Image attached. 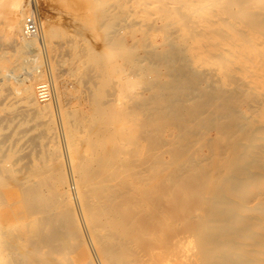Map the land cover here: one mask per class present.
Here are the masks:
<instances>
[{"label":"rangeland","instance_id":"rangeland-1","mask_svg":"<svg viewBox=\"0 0 264 264\" xmlns=\"http://www.w3.org/2000/svg\"><path fill=\"white\" fill-rule=\"evenodd\" d=\"M19 1L20 3H23V5L26 3L28 9L27 14L36 11L40 18V22H45L47 24V47L41 49L43 40L39 38L38 43H40L41 46L39 49L30 53L31 55H28L30 57L26 59L27 61L25 63H33L39 71H43L41 75L38 76L37 81L46 79L45 81L51 80L50 82H52L53 79H56L58 81V89L60 87V90L58 92L59 97H57L59 102L57 100V102L50 103L45 113L36 116L30 110L26 113L23 111L25 110L24 106L30 105L28 103L30 100L35 98L32 104L38 105L39 103L37 101V92L35 94L34 85L30 86V90H26V87L23 85H18L9 80L7 81L8 88H10L9 91L0 89V122L5 117V119H3L5 121L2 120V123H0V264H16V261L17 264H39L40 262H42L40 264H54L52 261H55V264H144L143 262L146 264L147 261V264H156L157 260V264H239L234 262V257L237 253L241 254L240 257L242 259H240L239 262L242 264L243 261L251 258L250 256L252 254L246 252V250L249 249L248 246L236 247L235 243L237 238H241L245 233L256 229V223H254L248 227V229L246 228V230H244L248 220H235L237 213L242 210H247L249 216L252 217L251 220L258 213L257 209L248 207L250 206V201H248V199L251 200L253 195L257 193L258 183L253 180L254 176L253 173H251L252 169L246 164L243 150L237 144L229 143L227 138L219 136L217 127H214L218 126V124H216L215 121H213V123L208 120V118H205L204 120L203 116L200 115V110L196 104L193 101H186V95L184 96L183 92L180 93V91L184 90L177 91L173 89L170 84L168 85V83L164 82L157 85V83H154L156 80L154 73L147 74V71L144 75H138L139 73L137 72L138 69L136 67L126 69L125 67L127 66L122 67L119 63H116V61L114 62L113 60H107L108 64L107 62L102 63L104 62L102 59L99 61L91 60V54L102 55L108 53V39L107 36L104 35L106 32L103 28V22H105V19L101 14L102 12L104 14L106 11L109 12V10H113L114 6L116 7V4L113 3L112 0ZM12 3L13 0H0V60L19 55V53H17L19 51L17 50L20 49L21 46L18 38L23 34V30L16 29L14 32L10 30L9 18L12 9L11 6L14 4ZM100 7H103L101 9L105 8L101 13ZM98 8L100 11H98ZM115 12L117 11H114V13ZM98 14H100V16ZM101 22L103 26L101 25ZM120 35L123 37L125 36V38L128 36V39L126 38L127 44H133L131 36L128 34L127 30L121 31ZM139 53L142 54L144 51L139 50ZM36 59L38 62L35 61ZM105 66L106 68H104ZM99 69L102 70L100 71ZM130 70L131 72H129ZM51 71H53V74ZM70 71L72 73H70ZM135 71L136 75H138L136 76L137 79L134 77L135 75L133 76ZM25 73L26 70L20 73V76L18 77L19 84H21L23 78L26 76ZM87 73L90 74H88L90 77L87 76ZM130 73H132V75H129ZM88 77L93 81H88ZM145 77L148 78L144 81ZM6 78L10 79V77L7 76L5 79ZM80 78H82V80ZM128 78H130V82ZM142 78H144V83L142 82ZM132 79H135L136 82L135 80L133 82ZM150 80H152L151 85ZM197 80L198 78H196V80L193 79L190 84H197ZM194 81L196 82L194 83ZM84 82L86 84L89 83L90 85L88 84L85 86L86 84L84 85ZM145 83L148 85L141 86ZM84 86L86 88H84ZM186 86L190 87L189 84H186ZM134 87L137 88V90L135 88V92L133 90ZM113 89H115V92ZM128 91H131L132 93ZM86 92L92 93L89 94ZM66 93L69 95H66ZM114 93L117 94V97L116 94L114 96ZM70 94L72 96H70ZM109 94H112V97ZM4 97L7 99H4ZM115 98H121V101L118 99L116 100ZM109 100L110 102H112L111 100L114 102L110 104V102H108ZM16 101L19 102L16 103ZM116 102H120V104ZM103 103H108L109 105L105 104L103 106ZM22 107L23 109H20ZM117 107L119 108L118 110ZM129 107H132V109H129ZM197 111H199V114ZM116 112H118V114ZM19 113L22 115H19ZM10 115H13L11 116L13 118H11ZM116 115H118V117ZM8 116L11 121L8 119ZM142 116L145 119L143 121L141 118L143 122L140 121V117ZM32 117H34V119ZM100 119L101 121H99ZM147 120L148 123L146 122ZM204 121L208 124L204 123ZM208 121L215 125H213V127L210 126L212 124ZM89 122H91V124L88 125ZM117 124L121 125L118 127L119 130L116 128ZM129 124L132 128H129ZM199 124H202V129H204V127L206 128L205 125L207 124V128L204 129V131L207 130V133L205 132L206 134L201 132L202 129L197 127ZM133 126H135L136 129L138 127L139 130H133ZM69 128L72 129L70 130ZM194 130H196L195 133H193ZM45 133L48 136H46ZM52 133L54 135H52ZM35 135L37 137H34ZM217 137L221 139H217L216 141ZM36 138L37 140L39 139L38 143L35 142L37 141ZM18 139L20 140L18 141ZM86 139L88 140L87 142L85 141ZM226 139L229 144L226 143ZM76 140L79 144H77L78 142ZM215 142L219 143L215 144ZM220 143H222V146H220ZM133 147L137 148L134 149ZM77 148L81 151H77ZM70 149H74V151L72 152ZM108 149L110 151H108ZM76 151L79 153L83 152V154H81L84 155V158L81 157L82 160H78L80 157L78 158L76 156L81 155L77 154ZM68 152L71 155H69ZM74 153L76 154V159L73 157L72 162L70 159L75 155ZM120 155L121 157L126 156V158H121ZM134 160L137 161L132 162ZM132 163H135L136 166ZM26 165L29 166L27 170L26 167L28 166ZM51 167H54V169H51ZM83 168L86 170L85 172L82 171ZM45 169H49L51 173H46L49 171H46ZM37 171H40V173ZM102 171L104 179H102ZM29 173L31 175H29ZM37 174H40V178ZM240 175L242 176L240 177ZM250 177L254 182H252L251 179L249 181ZM97 180V183L100 182V185L97 184L98 186L96 185ZM105 181H107L108 184ZM86 182L90 183V191L88 189V193L82 190V185ZM110 182L115 183L116 185H113ZM92 183L94 187L92 186ZM232 185H235L234 189ZM238 185L241 186L239 187L241 188V191L238 189ZM108 186L110 187L108 188ZM124 188L126 190H124ZM20 190H23V192ZM242 190L244 191L242 192ZM129 191H133L134 193ZM240 192L241 194H238ZM106 193L108 197H106ZM135 193H139V197ZM235 193H237V195ZM242 193L243 196L246 195L245 198L240 196ZM141 194L146 200L140 198L142 197ZM28 195H30V197ZM91 195L92 197H90ZM94 195L96 197L97 195L100 196L97 197L99 199ZM159 195L161 198H159ZM118 196L121 197L119 198ZM238 196L242 197V200ZM247 196L251 198H247ZM104 198H106V201L108 200L107 203L104 201ZM76 199H78V201ZM128 199L132 200L129 202ZM98 200H100V202ZM244 200H246V202ZM147 201H150L149 204ZM158 202L160 203L158 204ZM244 202L247 204L246 206H243L245 205L242 204ZM27 204L28 207L26 206ZM92 205H94V207ZM99 207H101L100 210H98ZM215 207L217 209H215ZM244 207L246 209H244ZM226 208H228V210H234L233 208H237L234 210L236 213L231 211L234 212L235 215L229 213L230 211H225L224 209ZM173 209L174 211L172 212ZM158 212H160L161 215H159ZM129 213H132V215L130 214L131 216H129L130 219L125 218ZM153 213H155V215L152 216ZM184 214L188 216L185 217ZM180 215L183 217L181 216V218H179ZM233 215L234 218H231ZM154 216L156 217V220L153 219ZM144 217L147 218L145 219ZM148 218H150V220ZM44 220L48 221V223L44 222ZM234 220L236 223H234ZM140 221L142 223H140ZM144 222L146 223V226ZM148 223L152 226H149ZM162 224H164V226ZM141 225L148 227L149 230H146L145 232L144 229L147 228L142 227ZM153 226L154 229H152ZM155 227H158V229L163 228V231L159 230L158 232V229ZM166 228L169 230L170 235L168 234V236L165 234L167 233L165 230ZM138 229L140 231H138ZM150 230H152V232ZM175 231L177 233H175ZM217 231L221 233V236H219L220 234H217ZM241 233L242 235H240ZM140 234H143L142 239H140ZM153 234L154 236L157 235L160 237V239L157 238V236L153 237ZM233 234L235 235L233 236ZM2 235L5 237L2 238ZM13 237H16V239ZM42 238L45 240H42ZM146 238L147 240H145ZM8 239L11 240L9 241ZM162 239L166 240L164 242L167 246ZM4 240L6 242L8 241L7 245L9 246V251H4L5 247L7 249ZM168 240L170 241V244ZM146 241L149 243H146ZM220 241H227L230 243V246L227 247L228 249H224L226 257H222V254L218 249V245L221 243ZM43 242H46L47 244H44ZM10 243H14V247ZM145 243L146 245H144ZM157 246H161L160 249ZM15 247H18L17 252L14 250ZM142 247L143 252H141ZM156 247L159 252H156ZM233 247L234 249H232ZM19 248L25 252L23 256L19 255ZM28 248H31L32 250H28ZM145 248L147 249L146 252L144 250ZM134 249L137 254L133 253L135 252ZM235 251L236 253L234 254ZM23 252L21 254H23ZM148 252L151 254L150 257L148 256L150 255ZM32 255L34 257L31 259L30 256ZM22 257L24 258L22 259ZM153 257H155V259ZM35 258L39 261L37 259L35 260Z\"/></svg>","mask_w":264,"mask_h":264},{"label":"bare ground","instance_id":"bare-ground-1","mask_svg":"<svg viewBox=\"0 0 264 264\" xmlns=\"http://www.w3.org/2000/svg\"><path fill=\"white\" fill-rule=\"evenodd\" d=\"M113 3L116 4V7L114 6V9L109 12L106 11V13L103 14L101 9L103 7H100V10L98 8V11L101 15H103L105 22L104 26L101 22V25L103 26L108 39V53L98 55V54H91L90 58L94 61L103 60L105 63L107 60H113L116 63H119L122 67H125L126 69H129L130 67H136L139 73L138 75H144L145 73H154L156 76V80L154 83H157V85L164 83L170 84V86L175 90H184L180 91L183 92L184 96L186 97V101H193L196 106L200 110V115L203 116L204 120L205 118H208L210 121H215L218 126V134L220 137H225L228 139L229 143L237 144L242 150L245 155L246 164L251 167L253 173V180L258 183V190L257 193H255L250 201L248 207L254 208L258 210L257 215L251 220L252 217L249 216L247 210H242L237 213L235 220H248L245 229H248L252 224L256 223V231H251L248 233H245L243 237L237 238L235 240L236 247H246L248 246V250L246 252H250L252 255L249 256L251 258L243 261L242 264H264V0H112ZM2 2V1H1ZM14 3V4H13ZM13 5L11 6V14H10V30L14 32L16 29L23 30L24 28V20L26 16L28 15V9L26 6V3L23 5V3H20L19 0H13ZM111 3V2H110ZM112 4V3H111ZM113 7V6H112ZM114 11H117L114 13ZM36 12V11H35ZM113 12V13H110ZM27 14V15H26ZM100 16V14H98ZM1 16V15H0ZM98 16V17H99ZM40 19V18H39ZM100 19V18H99ZM102 20V18H101ZM103 21V20H102ZM41 23V22H40ZM47 24L45 22L41 23V31L38 36L35 37H27L24 35V32L18 40L21 43L20 49H18L17 53L19 55L13 56L12 58H4L0 60V89L9 91L10 88H8L7 81L11 80L14 83L18 85H23L26 87V90L30 88V86H35V94L37 92V86L44 82L46 79L38 80L37 78L39 75H41V70L36 67L33 63H25L27 58H29L31 55L30 53L34 52V50L39 49L41 46L40 43H38V39L40 38L43 40L42 48L47 47L48 40H47ZM23 27V28H22ZM49 28V27H48ZM9 30V31H10ZM127 30L128 34L131 36V40L133 41V44L129 45L127 44L126 40L128 39V36L125 38L121 34V31ZM22 33V32H21ZM11 41V40H10ZM75 41V40H74ZM1 44V43H0ZM61 47V46H60ZM73 49V48H72ZM139 50L144 51V53L140 54ZM74 52V51H73ZM86 52V50H85ZM78 53V52H77ZM82 54V53H81ZM35 55V54H34ZM33 55V56H34ZM85 55V54H84ZM49 56V55H48ZM87 56V55H86ZM5 57V56H4ZM85 57V56H84ZM55 58V57H54ZM50 59V57H49ZM83 59V58H82ZM86 59V58H85ZM36 62L37 59L35 60ZM81 61V60H80ZM52 62V61H51ZM50 62V63H51ZM77 62V61H76ZM89 62V61H88ZM92 64V63H91ZM108 64V62H107ZM81 65V64H80ZM100 65V64H99ZM106 65V64H104ZM77 66V64H76ZM85 66V65H84ZM89 66V65H88ZM92 66V65H91ZM98 66V65H97ZM103 66V65H101ZM19 67V68H18ZM93 67V66H92ZM82 68V67H81ZM85 68V67H84ZM94 68V67H93ZM101 68V67H100ZM106 68V66L104 67ZM80 69V68H79ZM78 69V70H79ZM92 69V68H91ZM95 69V68H94ZM103 69V68H102ZM101 69V70H102ZM133 69V68H132ZM24 70H26V76L23 78L21 84H19V76L20 73H22ZM74 70V69H73ZM77 70V71H78ZM86 70V69H85ZM100 70V69H99ZM100 70V71H101ZM107 70V69H106ZM16 71V72H15ZM90 71V70H89ZM127 71V70H126ZM53 74V71H51ZM58 72V71H57ZM82 72V71H81ZM94 72V71H92ZM131 72V70L129 71ZM128 72V73H129ZM70 73H72L70 71ZM77 73V72H76ZM110 73V72H109ZM127 73V74H128ZM133 73V72H132ZM130 73L129 75H132ZM65 74V73H64ZM89 73H87V76ZM146 74V76H147ZM98 75V74H97ZM135 75V76H134ZM135 73H133V76H138ZM10 77V79L5 77ZM74 76V75H73ZM131 76V77H133ZM44 77V76H43ZM54 77V75H53ZM57 77V76H56ZM60 77V76H59ZM90 77V76H89ZM89 77L87 78L88 81L90 80ZM130 77V78H131ZM130 78H128L129 82L131 81ZM145 77L142 78V82L146 80ZM198 78L197 84L192 85L190 82H192L193 79L196 80ZM58 79V77H57ZM82 80V78H80ZM79 79V81H80ZM85 79V75H84ZM137 79V77H136ZM144 79V81H143ZM135 80V79H134ZM132 79V81L134 82ZM51 81V80H50ZM84 81V80H83ZM86 81V82H88ZM91 81V80H90ZM93 81V80H92ZM91 81V82H92ZM125 81V80H124ZM127 81V80H126ZM149 81V80H148ZM147 81V83H148ZM152 80H150V85ZM160 81V82H158ZM162 81V82H161ZM58 81L55 79L52 80V86H53V99L47 103H38V105L32 104L33 100H30L28 103L30 105L24 106L23 111L24 113L28 112L29 110L33 112L36 116L41 115L47 111V107L50 103L57 102V97H59L58 92L60 90V87L58 89ZM136 82V80H135ZM11 83V82H10ZM86 84L85 82L83 83ZM89 84V83H88ZM86 84L85 86H87ZM149 84V83H148ZM147 84V85H148ZM186 84L190 85V87L186 86ZM90 85V84H89ZM138 85V84H137ZM136 85V86H137ZM146 83L141 86H147ZM192 85V86H191ZM33 86V87H34ZM84 86V88H86ZM156 86V85H155ZM158 87V86H156ZM163 87V86H162ZM115 88V87H114ZM134 87V92H135ZM171 88V90H172ZM92 89V88H91ZM90 89V90H91ZM116 89V88H115ZM115 89L114 92H115ZM146 89V88H144ZM143 89V90H144ZM148 89V88H147ZM166 89V88H165ZM164 89V90H165ZM20 90V89H19ZM30 90V89H29ZM83 90V89H82ZM88 90V89H85ZM84 90V91H85ZM130 90V89H128ZM137 90V88H136ZM11 91V90H10ZM23 91V90H22ZM146 91V90H145ZM16 92V89H15ZM117 92V91H116ZM131 92V91H128ZM126 92V93H128ZM141 92V91H140ZM18 93V92H17ZM89 93V92H86ZM90 92L89 94H91ZM125 93V92H124ZM132 93V92H131ZM7 94V93H6ZM13 94V92H12ZM20 94V93H19ZM68 93H66L67 95ZM116 93H114L115 96ZM141 94V93H140ZM139 94V96H140ZM144 94V93H143ZM34 95V94H33ZM69 95V94H68ZM112 97V94H109ZM14 96V95H13ZM70 96H72L70 94ZM93 96V95H92ZM96 96V95H95ZM94 96V97H95ZM109 96V97H110ZM124 96V95H122ZM144 96V95H143ZM61 97V95H60ZM110 97V98H111ZM117 97V94H116ZM129 97V96H128ZM142 97V96H141ZM165 97V96H164ZM180 97V96H179ZM28 98V97H26ZM93 98V97H91ZM122 98V97H121ZM121 98L118 99L121 101ZM126 98V97H125ZM146 98V97H145ZM4 99H7L4 97ZM3 99V100H4ZM113 99V98H112ZM116 99V98H115ZM114 99V100H115ZM116 99V100H117ZM155 99V98H154ZM183 99V98H182ZM153 100V99H151ZM21 101V100H20ZM36 101V100H35ZM86 101V100H85ZM114 102L113 100H111ZM130 101V100H129ZM149 101V100H148ZM19 102V101H18ZM16 101V103H18ZM59 102V100H58ZM110 102V100L108 101ZM110 102V104L112 103ZM144 102V101H143ZM142 102V103H143ZM182 102V101H180ZM179 102V103H180ZM119 103L120 102H116ZM184 103V102H183ZM106 103H103V106ZM108 104V103H107ZM106 104V105H107ZM190 104V103H189ZM193 104V103H192ZM96 105V104H95ZM109 105V104H108ZM20 106V105H19ZM101 106V105H100ZM91 107V106H90ZM122 107V106H121ZM120 107V108H121ZM94 108V107H93ZM124 108V107H123ZM174 108V106H173ZM20 109H23L20 108ZM19 109V110H20ZM104 109V108H103ZM106 109V108H105ZM108 109V108H107ZM110 109V108H109ZM119 108L117 107V110ZM126 109V108H125ZM129 109H132V107ZM60 110V109H59ZM139 110V109H138ZM158 110V109H157ZM21 111V112H23ZM62 111V110H61ZM60 111V112H61ZM124 111V110H123ZM141 111V110H140ZM139 111V112H140ZM128 112V111H127ZM199 111H197L198 113ZM52 113V112H51ZM54 113V112H53ZM85 113V112H84ZM118 114V112H116ZM16 114V113H15ZM199 114V113H198ZM19 115H22L19 113ZM47 115V114H46ZM51 115V114H50ZM81 115V114H80ZM107 115V114H106ZM144 115V114H142ZM4 116V115H3ZM13 115H10V117ZM26 116V115H25ZM43 116V115H42ZM84 116V115H83ZM118 117V115H116ZM10 117L8 116V119L10 120ZM40 117V116H39ZM51 117V116H50ZM150 117V116H149ZM197 117V116H196ZM202 118L201 116H199ZM13 118V117H11ZM34 119V117H32ZM49 118V117H48ZM52 118V117H51ZM49 118V119H51ZM97 118V117H95ZM101 118V117H100ZM144 121L145 119L140 117L141 120ZM188 118V117H186ZM2 119V118H1ZM5 119V117L3 118ZM2 119V120H3ZM7 119V118H6ZM79 119V118H78ZM91 119V118H89ZM117 119V118H116ZM148 119V118H146ZM2 120L0 123H2ZM8 120V122H9ZM81 120V119H80ZM85 120V119H84ZM201 120V119H200ZM5 121V120H3ZM11 121V120H10ZM101 121V119L99 120ZM114 121V120H113ZM116 121V120H115ZM142 121V122H143ZM187 121V119H186ZM211 123L213 127L212 122ZM75 122V121H74ZM80 122V121H79ZM88 122V120H87ZM86 122V123H87ZM92 122V121H91ZM91 122L88 123L91 124ZM148 123V120L146 121ZM144 122V123H146ZM193 122V121H192ZM46 123V122H45ZM44 123V124H45ZM50 123V122H49ZM116 123V122H115ZM141 123V122H140ZM146 123V124H147ZM196 123V122H195ZM200 123V122H199ZM204 123H207L204 121ZM43 124V122H42ZM84 124V123H83ZM120 124V122H119ZM203 124V123H202ZM201 124V125H202ZM208 124V123H207ZM207 124L205 125L207 128ZM97 125V124H96ZM178 125V124H177ZM176 125V126H177ZM197 125V124H195ZM200 124L197 126L198 128L202 129ZM208 125V126H209ZM74 126V125H73ZM78 126V125H77ZM75 126V127H77ZM121 125L117 124L118 128ZM126 126V125H125ZM130 126V124H129ZM209 126V127H210ZM99 127V125H98ZM133 130H139V128L133 126ZM204 127V126H203ZM211 127V128H212ZM110 128V127H109ZM122 128V127H121ZM129 128H132L131 126ZM197 128V129H198ZM204 127V129H206ZM210 128V129H211ZM70 130L72 128H69ZM93 129V128H92ZM196 129V126H195ZM199 129V132H200ZM204 129L201 130V132H204L206 134L207 130L204 131ZM214 129V128H212ZM211 129V131H212ZM64 130V129H63ZM75 130V129H74ZM94 130V129H93ZM119 130V128H118ZM128 130V129H127ZM178 130V129H177ZM183 130V127H182ZM45 131V130H44ZM68 131V130H67ZM88 131V130H87ZM196 130H194L193 133H195ZM217 131V130H216ZM51 132V131H50ZM73 132V131H72ZM71 132V133H72ZM92 132V130H91ZM95 132V131H94ZM111 132V131H109ZM117 132V131H116ZM206 132V133H205ZM43 133V132H42ZM68 133V132H67ZM70 133V134H71ZM83 133V132H82ZM93 133V132H92ZM107 133V132H106ZM216 133V132H215ZM40 134V133H39ZM81 134V133H80ZM84 134V133H83ZM100 134V133H99ZM201 134V133H199ZM11 135V134H10ZM46 135V133H45ZM44 135V136H45ZM52 135H54L52 133ZM74 135V134H73ZM71 135V136H73ZM92 135V134H91ZM116 135V134H115ZM137 135V134H136ZM203 135V134H202ZM48 136V135H46ZM51 136V135H50ZM70 136V135H69ZM86 136V135H85ZM90 136V135H88ZM200 136V135H195ZM218 136V135H217ZM242 136V137H240ZM34 137H37L36 135ZM39 137V136H38ZM76 137V136H75ZM115 137V136H114ZM191 137V136H190ZM205 137V136H204ZM202 137V138H204ZM10 138V137H7ZM23 138V137H22ZM46 138V137H44ZM74 138V137H73ZM88 138V137H87ZM143 138V137H142ZM145 138V137H144ZM161 138V137H160ZM21 139V138H20ZM18 139V141L20 140ZM35 139V138H34ZM33 139V140H34ZM40 139V137H39ZM38 139V140H39ZM93 139V138H92ZM91 139V140H92ZM112 139V138H111ZM130 139V138H128ZM146 139V138H145ZM209 139V138H208ZM207 139V140H208ZM215 139V138H213ZM212 139V140H213ZM221 139L219 137L216 138ZM227 139L225 141H227ZM8 140V139H7ZM24 140V139H23ZM37 140V138H36ZM38 140L35 141L38 143ZM72 140V139H71ZM75 140V139H74ZM77 141V140H76ZM88 141L87 139L85 140ZM140 141V140H139ZM200 141V140H199ZM215 141V140H213ZM223 141V140H222ZM220 141V142H222ZM228 141L226 143H228ZM78 142V141H77ZM109 142V141H108ZM36 143V144H37ZM75 143V142H74ZM110 143V142H109ZM113 143V142H112ZM115 143V142H114ZM166 143V142H165ZM219 142H215L217 144ZM225 143V142H224ZM228 143V144H229ZM79 144V142L77 143ZM127 144V143H125ZM212 144V142H211ZM221 144V145H220ZM218 145L222 146V143ZM39 145V144H38ZM104 145V144H103ZM198 145V144H197ZM226 145V144H225ZM77 146V145H76ZM109 146V145H108ZM80 147V146H79ZM83 147V146H82ZM102 147V146H101ZM132 147V146H131ZM104 148V147H103ZM110 148V147H108ZM115 148V146H114ZM113 148V149H114ZM120 148V147H119ZM130 148V147H129ZM134 148V147H133ZM137 148V147H136ZM134 148V149H136ZM34 149V148H33ZM78 149V148H77ZM102 149V148H101ZM195 150V149H194ZM32 151V150H31ZM39 151V150H38ZM70 151H74V149H70ZM81 151V150H77ZM76 151V152H77ZM83 151V148H82ZM87 151V150H86ZM108 151H110L108 149ZM116 151V149H115ZM77 154H83V152ZM104 152V151H103ZM67 153V152H66ZM69 153V152H68ZM88 153V152H87ZM85 153V154H87ZM105 153V152H104ZM75 154V153H74ZM168 154V153H167ZM69 155H71L69 153ZM68 155V156H69ZM73 155V154H72ZM108 155V154H107ZM106 155V156H107ZM27 156V155H26ZM75 155L70 156V160L72 161L73 157ZM84 155H77L76 157H83ZM140 156V155H139ZM38 157V156H37ZM75 157V159H76ZM121 157V155H120ZM119 157V158H120ZM126 158V156H123ZM121 157V158H123ZM69 158V157H67ZM77 158V159H78ZM78 160H82L81 159ZM84 158V157H83ZM128 158V157H127ZM131 158V157H129ZM3 159V158H2ZM106 159V158H105ZM132 159V158H131ZM31 160V159H30ZM87 160V159H86ZM111 160V159H109ZM115 160V158H114ZM113 160V161H114ZM77 161V160H76ZM85 161V160H83ZM137 160H134L132 162H135ZM1 162V161H0ZM73 162V161H72ZM105 162V161H104ZM103 162V163H104ZM51 163V162H50ZM55 164L54 162H52ZM60 163V162H59ZM67 163V162H66ZM113 163V162H112ZM116 163V162H115ZM140 163V162H139ZM29 164V163H28ZM69 164V161H68ZM135 165V163H132ZM143 164V163H142ZM141 164V165H142ZM152 164V163H151ZM41 165V164H40ZM50 165V164H49ZM56 165V164H55ZM72 165V164H71ZM75 165V164H73ZM119 165V164H118ZM139 165V164H137ZM28 166V165H26ZM130 166V165H129ZM132 166V165H131ZM136 166V165H135ZM145 166V165H144ZM24 167V166H23ZM22 167V168H23ZM61 167V166H60ZM75 167V166H74ZM94 167V166H93ZM120 167V166H119ZM128 167V166H127ZM141 167V166H140ZM182 167V166H180ZM28 167H26L27 170ZM35 168V167H33ZM54 169V167H51V169ZM72 168V167H71ZM126 168V167H124ZM137 168V167H135ZM139 168V167H138ZM184 168V167H183ZM32 169V168H31ZM44 169V168H43ZM140 169V168H139ZM244 169V168H242ZM5 170V169H4ZM22 170V169H21ZM29 170V169H28ZM46 170V169H45ZM44 170V171H45ZM58 170V169H57ZM73 170V169H72ZM111 170V169H110ZM115 170V169H114ZM128 170V169H127ZM131 170V169H130ZM142 170V169H141ZM176 170V169H175ZM46 171H49L46 170ZM82 171H86L84 168ZM81 171V172H82ZM119 171V170H118ZM126 171V170H123ZM137 171V170H136ZM183 171V170H182ZM240 171V170H239ZM246 171V170H245ZM9 172V171H8ZM22 172V171H21ZM40 173V171H37ZM36 172V173H37ZM72 172V171H71ZM80 172V173H81ZM121 172V170H120ZM169 172V171H168ZM238 172V171H237ZM250 172V168H249ZM33 173V172H32ZM46 173H51L46 172ZM97 173V172H96ZM147 173V172H144ZM103 176V171H102ZM128 174V173H127ZM133 174V173H131ZM168 174V173H167ZM249 174V173H248ZM29 175H31L29 173ZM39 175L40 178V174ZM42 175V174H41ZM46 175V174H45ZM72 175V174H71ZM143 175V174H142ZM234 175V174H233ZM251 175V174H250ZM3 176V175H2ZM36 176V175H35ZM96 176V175H95ZM101 176V177H102ZM108 176V175H107ZM141 176V175H140ZM147 176V175H146ZM239 176V175H236ZM242 175H240L241 177ZM27 177V176H26ZM43 177V175H42ZM80 177V176H79ZM106 177V175H105ZM109 177V176H108ZM139 177V176H138ZM4 178V177H3ZM130 178V177H129ZM144 178V177H143ZM162 178V177H161ZM177 178V177H176ZM38 179V178H37ZM72 179V178H71ZM74 179V178H73ZM101 179V178H100ZM104 179V176L103 178ZM124 179V178H123ZM157 179V178H156ZM242 179V178H241ZM239 179V180H241ZM244 179V178H243ZM251 177L249 178L250 181ZM1 180V179H0ZM30 180V179H29ZM81 180V179H79ZM111 180V178H110ZM147 180V179H146ZM245 180V179H244ZM127 181V180H126ZM133 181V180H132ZM141 181V180H140ZM236 181V180H235ZM252 181V179H251ZM22 182V181H21ZM69 182V181H68ZM71 182V181H70ZM73 182V180H72ZM96 185H100L97 183ZM107 184L108 182L105 181ZM164 182V181H163ZM238 182V181H236ZM254 182V181H252ZM36 183V182H35ZM48 183V182H47ZM102 183V182H101ZM112 183V182H110ZM239 183V182H238ZM244 183V182H243ZM241 183V184H243ZM255 183V184H256ZM23 184V183H22ZM37 184V183H36ZM60 184V183H59ZM75 184V183H73ZM104 184V183H103ZM113 185H116L115 183H112ZM240 184V183H239ZM247 184V183H246ZM245 184V185H246ZM18 185V184H17ZM21 185V183H20ZM50 185V184H49ZM72 185V184H71ZM80 185V184H79ZM97 185V186H98ZM111 185V184H110ZM130 185V184H129ZM164 185V184H163ZM51 186V185H50ZM66 186V185H65ZM93 186V183H92ZM103 186V185H102ZM125 186V185H124ZM139 186V185H137ZM143 186V185H142ZM165 186V185H164ZM233 186V185H232ZM235 186V185H234ZM233 186V189H234ZM1 187V186H0ZM23 187V186H22ZM81 187V186H80ZM94 187V186H93ZM110 186H108L109 188ZM112 187V186H111ZM116 187V186H115ZM127 187V186H126ZM135 187V186H134ZM241 186L238 185V189ZM28 188V187H27ZM59 188V187H58ZM83 191H90V183L86 182L82 185ZM113 188V187H112ZM213 188V187H212ZM251 188V187H250ZM257 188V187H256ZM23 189V188H22ZM52 189V188H51ZM72 189V188H71ZM76 189V188H75ZM116 189V188H115ZM232 189V188H231ZM243 189V187H242ZM246 189V188H245ZM30 190V189H29ZM45 190V189H44ZM55 190V189H54ZM107 190V189H106ZM114 190V189H112ZM123 190V188H122ZM124 190H126L124 188ZM141 190V189H140ZM237 190V189H235ZM253 190V189H252ZM21 191V190H20ZM19 191V192H20ZM47 191V190H46ZM115 191V190H114ZM119 191V190H117ZM116 191V192H117ZM128 191V190H127ZM241 191V190H240ZM244 190H242L243 192ZM247 191V190H246ZM254 191V190H253ZM23 192V190L21 191ZM35 192V191H34ZM85 192V193H86ZM93 193V191L91 190ZM105 192V191H104ZM107 192V191H106ZM120 192V191H119ZM122 192V191H121ZM131 192V191H129ZM145 192V191H144ZM161 192V191H160ZM232 192V191H231ZM235 192V191H233ZM256 192V189H255ZM25 193V192H24ZM56 193V192H55ZM70 193V192H69ZM74 193V192H73ZM84 193V194H85ZM88 193V192H87ZM98 193V192H97ZM96 193V194H97ZM101 193V192H100ZM113 193V191H112ZM131 193H134L133 191ZM137 193V192H136ZM135 193V194H136ZM141 193V192H140ZM143 193V192H142ZM162 193V192H161ZM229 193V191H228ZM28 194V193H27ZM35 194V193H34ZM60 194V193H59ZM72 194V193H71ZM76 194V193H75ZM94 194V193H93ZM92 194V195H93ZM124 194V193H123ZM134 194V195H135ZM139 194V193H138ZM138 194H136L138 196ZM234 194V193H233ZM237 195V193H235ZM238 194H241L238 193ZM74 195V194H73ZM89 195V194H88ZM92 195L90 197H92ZM99 195V194H98ZM97 197H100L98 196ZM102 195V194H101ZM107 195V193L105 194ZM119 195V194H118ZM135 195V197H136ZM142 195V194H141ZM27 196V195H26ZM30 197V195H28ZM43 196V195H42ZM53 196V195H50ZM71 196V195H70ZM95 196V195H94ZM122 196V195H121ZM120 196V197H121ZM130 196V195H129ZM243 196V193L242 195ZM238 196L241 200L242 197ZM28 197V198H29ZM75 197V196H74ZM96 197V196H95ZM96 197V198H97ZM108 197V195L106 196ZM111 197V196H109ZM119 197V196H118ZM119 197V198H120ZM126 197V196H125ZM139 197V196H138ZM223 197V196H222ZM226 197V196H224ZM231 197V196H228ZM243 196V198H245ZM27 198V197H26ZM43 198V197H42ZM62 198V197H61ZM76 198V197H75ZM73 198V199H75ZM82 198V197H81ZM103 198V197H102ZM144 200H146L143 195L142 197ZM139 198V199H140ZM157 198V197H156ZM159 198L160 195H159ZM235 198V197H234ZM247 198H251L248 197ZM64 199V198H62ZM72 199V198H71ZM90 199V198H89ZM99 199V198H97ZM96 199V200H97ZM101 199V198H100ZM105 202L106 198H104ZM148 199V198H147ZM44 200V199H43ZM67 200V199H66ZM78 201V199H76ZM110 200V199H109ZM129 200V199H128ZM132 199L129 200V202ZM211 200V199H210ZM216 200V199H215ZM239 200V199H237ZM60 201V200H59ZM80 201V200H79ZM87 201V200H86ZM91 201V200H90ZM100 202V200H98ZM136 201V200H134ZM153 201V200H152ZM158 201V200H157ZM156 201V202H157ZM162 201V200H161ZM246 202V200H244ZM39 202V201H38ZM37 202V204H38ZM57 202V201H56ZM97 202V201H96ZM141 202V201H140ZM148 204L150 201H147ZM212 202V201H211ZM214 202V201H213ZM242 203V204H245ZM51 203V202H50ZM55 203V201H54ZM77 203V202H76ZM89 203V201H88ZM87 203V204H88ZM139 203V202H138ZM160 202H158L159 204ZM238 203V202H237ZM8 204V203H7ZM24 204V203H23ZM41 204V203H40ZM81 204V203H80ZM96 204V203H94ZM99 204V203H98ZM123 204V203H122ZM128 204V203H127ZM136 204V203H135ZM147 204V205H148ZM162 204V203H161ZM241 204V203H240ZM47 205V204H46ZM84 205V204H83ZM100 205V204H99ZM98 205V206H99ZM134 205V204H132ZM151 205V204H150ZM247 204L243 205L246 206ZM28 207V204L26 205ZM40 206V205H39ZM45 206V205H44ZM94 207V205H92ZM102 206V205H101ZM164 206V205H163ZM185 206V205H184ZM215 206V205H214ZM17 207V206H16ZM34 207V206H33ZM55 207V206H54ZM53 207V209H54ZM57 207V206H56ZM86 207V206H85ZM97 207V206H96ZM110 207V206H109ZM127 207V206H126ZM136 207V206H135ZM157 207V206H156ZM166 207V206H164ZM30 208V207H29ZM46 208V207H45ZM63 208V207H62ZM101 207L98 208L100 210ZM108 208V206H107ZM114 208V207H112ZM132 208V207H131ZM147 208V207H146ZM160 208V207H159ZM172 208V207H171ZM169 208V209H171ZM225 208V207H222ZM9 209V208H8ZM35 209V208H33ZM38 209V208H36ZM44 209V208H43ZM51 209V208H50ZM106 209V208H105ZM139 209V208H138ZM155 209V208H154ZM168 209V211H169ZM215 209H217L215 207ZM234 210L237 208H233ZM244 209H246L244 207ZM248 209V208H247ZM15 210V209H13ZM32 210V209H31ZM85 210V209H84ZM161 210V209H160ZM227 210L229 213L234 214V210H228V208L224 209ZM223 210V211H224ZM239 210V209H238ZM40 211V210H39ZM89 211V209H88ZM93 211V210H92ZM96 211V210H95ZM103 211V210H102ZM118 211V210H117ZM135 211V210H134ZM146 211V210H145ZM156 211V210H154ZM158 211V209H157ZM174 209L172 210V212ZM224 211V212H225ZM234 211V212H231ZM46 212V211H45ZM131 212V211H130ZM171 212V213H172ZM222 212V213H224ZM227 212V213H228ZM66 213V212H65ZM92 213V212H91ZM99 213V212H98ZM110 213V212H109ZM127 213V212H126ZM133 213V211H132ZM132 213H129V215L125 218L130 219L129 216L132 215ZM138 213V212H137ZM148 213V212H147ZM157 213V212H156ZM159 215L160 212H158ZM167 213V212H166ZM190 213V212H189ZM221 213V214H222ZM236 213V212H235ZM86 214V213H85ZM90 214V213H89ZM131 214V215H130ZM149 214V213H148ZM151 214V213H150ZM196 214V213H195ZM93 215V214H92ZM103 215V214H101ZM108 215V214H107ZM114 215V214H113ZM134 215V214H133ZM143 215V214H142ZM155 215V213L152 214V216ZM185 215V214H184ZM191 215V214H190ZM235 215V214H234ZM233 217L231 218H234ZM100 216V215H99ZM157 216V215H156ZM174 216V215H173ZM182 215H180L179 218H181ZM188 216V215H187ZM185 215V217H187ZM232 216V215H231ZM58 217V216H57ZM61 217V216H60ZM133 217V216H132ZM141 217V216H139ZM149 217V216H147ZM146 217V218H147ZM151 217V216H150ZM183 217V216H182ZM121 218V216H120ZM143 218V217H142ZM145 218V217H144ZM145 218V219H146ZM153 218V217H152ZM156 217L154 216L153 219ZM160 218V217H158ZM175 218V217H173ZM54 219V218H53ZM88 219V218H87ZM91 219V218H90ZM115 219V217H114ZM137 219V218H136ZM135 219V220H136ZM141 219V218H140ZM150 220V218H148ZM152 219V220H153ZM183 219V218H182ZM28 220V219H27ZM89 220V219H88ZM93 220V219H92ZM117 220V219H116ZM156 220V219H155ZM191 220V219H190ZM234 220V221H235ZM118 221V220H117ZM123 221V220H122ZM143 221V219H142ZM148 221V220H147ZM232 221V220H231ZM239 221V220H238ZM47 222L48 221H45ZM55 222V221H54ZM58 222V221H57ZM97 222V221H96ZM111 222V221H110ZM121 222V221H120ZM158 222V221H157ZM160 222V221H159ZM172 222V221H171ZM175 222V221H174ZM173 222V223H174ZM179 222V221H177ZM246 222V221H245ZM42 223V222H41ZM59 223V222H58ZM62 223V222H61ZM124 223V222H123ZM140 223H142L140 221ZM145 223V222H144ZM151 223V222H150ZM154 223V222H153ZM156 223V222H155ZM168 223V222H167ZM176 223V222H175ZM230 223V222H229ZM236 223V221L234 222ZM233 223V224H234ZM92 224V223H91ZM99 224V223H98ZM117 224V223H116ZM149 224V223H148ZM147 224V226H148ZM152 224V223H151ZM149 224V226L151 225ZM159 224V223H158ZM165 224V222H164ZM164 224H162L164 226ZM194 224V223H193ZM191 224V225H193ZM218 224V223H217ZM241 224V223H240ZM244 224V223H243ZM46 225V224H45ZM57 225V224H56ZM115 225V224H114ZM143 225V224H142ZM141 225V226H142ZM166 225V224H165ZM170 225V224H169ZM174 225V224H173ZM221 225V224H220ZM235 225V224H234ZM238 225V224H236ZM116 226V225H115ZM146 226V223H145ZM142 226V227H145ZM152 226V225H151ZM195 226V225H194ZM222 226V225H221ZM228 226V225H227ZM2 227V226H1ZM45 227V226H43ZM132 227V226H131ZM135 227V226H134ZM229 227V226H228ZM253 227V226H252ZM251 227V228H252ZM42 228V227H41ZM89 228V227H88ZM87 228V229H88ZM114 228V227H113ZM141 228V227H140ZM149 230L148 227H145ZM158 229V227H155ZM161 228V227H160ZM226 228V227H225ZM4 229V228H3ZM116 229V228H115ZM154 229V226L152 227ZM163 229V228H162ZM158 229L157 231L159 232ZM221 229V228H220ZM241 229V228H240ZM254 229V227H253ZM1 230V228H0ZM167 233L169 234V230L167 228L165 229ZM177 230V229H176ZM46 231V230H45ZM57 231V230H56ZM91 231V230H90ZM93 231V230H92ZM97 231V230H96ZM134 231V230H132ZM138 231H140L138 229ZM144 232L143 230H141ZM152 232V230H150ZM149 231V232H150ZM156 231V232H157ZM163 231V230H162ZM161 231V232H162ZM179 231V230H178ZM3 232V231H2ZM50 232V231H49ZM54 232V231H53ZM95 232V230H94ZM105 232V231H104ZM148 232V231H147ZM150 232V233H151ZM154 232V231H153ZM242 232V231H241ZM57 233V232H56ZM97 233V232H96ZM137 233V232H136ZM175 233H177L175 231ZM180 233V231H179ZM235 233V232H234ZM49 234V233H48ZM107 234V233H106ZM135 234V233H133ZM145 234V233H144ZM205 234V233H204ZM217 234L221 233L217 231ZM223 234V232H222ZM225 234V233H224ZM42 235V232H41ZM53 235V234H52ZM58 235V234H57ZM61 235V234H60ZM91 235V234H90ZM97 235V234H96ZM99 235V234H98ZM109 235V233H108ZM142 235L140 234V239H142ZM170 235V234H169ZM172 235V234H171ZM227 235V234H226ZM235 234H233L234 236ZM237 235V232H236ZM242 235V233L240 234ZM11 236V234H10ZM55 236V235H53ZM101 236V235H100ZM138 236V235H137ZM149 236V235H148ZM147 236V237H148ZM157 236V235H156ZM153 234V237H156ZM179 236V235H178ZM205 236V235H204ZM2 238L3 235L1 236ZM9 237V236H8ZM43 237V236H42ZM47 237V236H46ZM59 237V236H58ZM99 237V236H98ZM152 237V238H153ZM202 237V236H201ZM239 237V236H238ZM16 239V237H13ZM12 238V239H13ZM116 238V237H115ZM139 238V237H138ZM145 238V236H144ZM150 238V237H148ZM157 238L160 239V237L157 236ZM229 238V237H228ZM234 238V237H233ZM1 239V238H0ZM13 239V240H15ZM44 238H42L43 240ZM49 239V238H48ZM92 239V238H91ZM90 239V240H91ZM96 239V238H95ZM108 239V238H107ZM106 239V240H107ZM120 239V238H119ZM124 239V238H123ZM169 239V237H168ZM188 239V238H187ZM225 239V238H224ZM7 240V239H6ZM9 240V239H8ZM11 240V239H10ZM9 240V241H10ZM12 240V241H13ZM41 240V239H39ZM45 240V239H44ZM50 240V239H49ZM93 240V239H92ZM105 240V239H104ZM122 240V239H121ZM129 240V239H128ZM147 240V238L145 239ZM155 240V239H153ZM151 240V241H153ZM163 240V239H162ZM170 240V239H169ZM168 240V241H169ZM218 240V239H217ZM227 240V239H226ZM17 241V240H16ZM113 241V240H112ZM135 241V240H134ZM159 241V240H158ZM166 240H163V242ZM6 241L4 240V243ZM15 242V241H13ZM49 242V241H48ZM91 242V241H90ZM99 242V241H98ZM111 242V241H110ZM161 242V241H159ZM162 242V244H163ZM177 242V241H176ZM217 242V241H216ZM220 245H218V249L222 254V257H226V254L224 252V249H228L227 247L230 246V243L227 241H220ZM8 241L5 243V246L7 245ZM19 243V242H18ZM17 243V245H18ZM44 243V242H43ZM100 243V242H99ZM113 243V242H112ZM120 243V241H119ZM135 243V242H134ZM146 243H149L146 241ZM146 243L144 245H146ZM165 243V242H164ZM175 243V242H174ZM188 243V242H187ZM233 243V242H232ZM11 244V243H10ZM24 244V243H23ZM35 244V243H33ZM44 244H47L46 242ZM123 244V243H122ZM170 244V241H169ZM173 244V243H172ZM186 244V243H185ZM218 244V243H217ZM14 247V243L11 244ZM16 245V244H15ZM16 245V246H17ZM20 245V244H19ZM36 245V244H35ZM117 245V244H116ZM127 245V244H126ZM142 245V246H144ZM166 245V243H165ZM174 245V244H173ZM172 245V246H173ZM180 245V244H179ZM4 246V247H5ZM34 246V245H33ZM32 246V247H33ZM48 246V245H47ZM52 246V245H51ZM98 246V245H97ZM163 246V245H162ZM167 246V245H166ZM165 246V247H166ZM202 246V244H201ZM200 246V247H201ZM7 245V249H8ZM39 247V246H38ZM101 247V245H100ZM112 247V246H111ZM115 247V246H114ZM138 247V246H137ZM153 247V246H152ZM158 247V246H157ZM155 250L156 252H159L158 247ZM164 247V246H163ZM183 247V246H182ZM191 247V246H190ZM34 248V247H33ZM55 248V247H54ZM57 248V247H56ZM107 248V247H106ZM130 248V247H128ZM127 248V249H128ZM135 248V247H134ZM147 248V247H146ZM144 249L145 252L147 249ZM185 248V247H184ZM199 248V247H198ZM6 247L4 251L7 250ZM18 247H15L14 250L17 252ZM31 248H28V250ZM38 249V248H36ZM35 249V251H36ZM166 249V248H165ZM174 249V248H173ZM202 249V248H201ZM207 249V248H206ZM230 249V248H229ZM234 249V247L232 248ZM20 253L19 255H24L25 252L19 248ZM32 250V249H31ZM40 250V249H39ZM50 250V249H49ZM52 250V249H51ZM106 250V249H105ZM117 250V249H116ZM131 250V249H130ZM138 250V249H137ZM141 250V249H140ZM198 250V249H197ZM236 250V249H235ZM243 250V249H242ZM12 251V250H11ZM10 251V252H11ZM112 251V250H111ZM123 251V250H122ZM133 251V250H132ZM135 251V249H134ZM13 252V251H12ZM14 252V253H15ZM23 252V254H21ZM29 252V251H28ZM33 252V251H32ZM113 252V251H112ZM115 252V250H114ZM140 252V251H139ZM138 252V253H139ZM143 252V247L142 251ZM140 252V253H141ZM150 252V251H149ZM148 252V253H149ZM179 252V251H178ZM188 252V251H187ZM219 252V254H220ZM98 253V252H97ZM101 253V252H100ZM107 253V252H105ZM135 254V252H133ZM147 253V255H148ZM151 253V252H150ZM149 253V254H150ZM204 253V252H203ZM232 253V252H231ZM236 251L234 252V254ZM14 255L13 253H11ZM16 254V253H15ZM99 254V253H98ZM122 254V253H121ZM127 254V252H126ZM125 254V255H126ZM143 254V253H142ZM146 254V253H145ZM27 255V254H26ZM96 255V254H95ZM103 255V254H102ZM128 255V254H127ZM146 255V256H147ZM167 255V254H166ZM199 255V254H198ZM209 255V254H208ZM241 254L237 253L234 257V262L240 264V257ZM116 256V255H115ZM114 256V257H115ZM135 256V255H134ZM149 257L151 256L148 255ZM201 256V255H200ZM212 256V255H211ZM28 257V255H27ZM31 259L34 257L33 255L30 256ZM133 257V256H132ZM142 257V256H141ZM209 257V256H208ZM24 257H22L23 259ZM47 258V257H46ZM100 258V257H99ZM119 258V257H118ZM128 258V257H126ZM140 258V257H139ZM155 259V257H153ZM17 259V258H15ZM14 259V261H15ZM21 259V258H20ZM37 258H35L36 260ZM97 259V258H96ZM117 259V258H116ZM148 259V258H147ZM224 259V258H222ZM34 260V258H33ZM38 260V259H37ZM47 260V259H46ZM80 260V259H79ZM103 260V259H102ZM107 260V259H106ZM135 260V259H133ZM138 260V257H137ZM140 260V259H139ZM144 260V259H143ZM152 260V259H151ZM196 260V259H195ZM225 260V259H224ZM39 261V260H38ZM42 261V260H41ZM50 261V260H49ZM122 261V260H121ZM142 261V260H141ZM147 261V260H146ZM156 261V260H155ZM171 261V260H170ZM10 262V261H9ZM7 262V263H9ZM54 264L56 263L55 261ZM140 262V261H139ZM158 262V260H157ZM156 262V264H157ZM212 262V261H211ZM215 262V261H214ZM227 262V261H226ZM25 263V262H23ZM42 263V262H40ZM39 263V264H40ZM50 263V262H49ZM115 263V262H114ZM121 263V262H120ZM145 264V262H143ZM148 263V261H147ZM146 263V264H147ZM205 263V262H204ZM17 264V261H16ZM22 264V263H21ZM53 264V263H52ZM78 264V263H77ZM81 264V263H80ZM96 264V263H95ZM110 264V263H109ZM142 264V263H141ZM155 264V263H154ZM160 264V263H158ZM233 264V263H232Z\"/></svg>","mask_w":264,"mask_h":264},{"label":"built area","instance_id":"built-area-1","mask_svg":"<svg viewBox=\"0 0 264 264\" xmlns=\"http://www.w3.org/2000/svg\"><path fill=\"white\" fill-rule=\"evenodd\" d=\"M41 23L36 12L29 13L24 20V35L35 37L40 34ZM53 86L50 81L42 82L37 86V99L41 103H47L53 99Z\"/></svg>","mask_w":264,"mask_h":264}]
</instances>
